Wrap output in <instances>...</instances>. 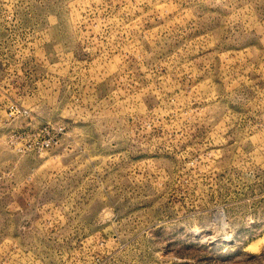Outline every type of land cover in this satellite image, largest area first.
I'll list each match as a JSON object with an SVG mask.
<instances>
[{
	"label": "rangeland",
	"instance_id": "rangeland-1",
	"mask_svg": "<svg viewBox=\"0 0 264 264\" xmlns=\"http://www.w3.org/2000/svg\"><path fill=\"white\" fill-rule=\"evenodd\" d=\"M0 264H264V0H0Z\"/></svg>",
	"mask_w": 264,
	"mask_h": 264
}]
</instances>
